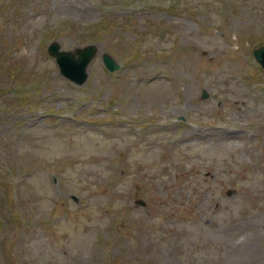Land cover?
Returning a JSON list of instances; mask_svg holds the SVG:
<instances>
[{"label": "rangeland", "instance_id": "obj_1", "mask_svg": "<svg viewBox=\"0 0 264 264\" xmlns=\"http://www.w3.org/2000/svg\"><path fill=\"white\" fill-rule=\"evenodd\" d=\"M262 44L264 0H0V264H264Z\"/></svg>", "mask_w": 264, "mask_h": 264}, {"label": "water", "instance_id": "obj_2", "mask_svg": "<svg viewBox=\"0 0 264 264\" xmlns=\"http://www.w3.org/2000/svg\"><path fill=\"white\" fill-rule=\"evenodd\" d=\"M48 51L55 56L60 71L65 76L81 83L86 78L85 68L94 55L95 47L89 45L84 48H77L74 52H69L59 50V44L53 43L49 46ZM255 54L258 60L264 65V47L256 50ZM103 61L110 68L116 67L107 54L103 55Z\"/></svg>", "mask_w": 264, "mask_h": 264}]
</instances>
